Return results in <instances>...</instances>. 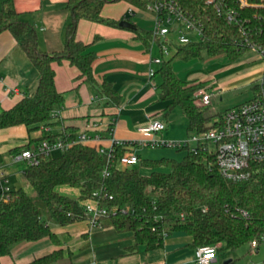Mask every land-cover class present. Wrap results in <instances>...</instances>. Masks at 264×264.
Returning <instances> with one entry per match:
<instances>
[{"label": "trees", "instance_id": "1", "mask_svg": "<svg viewBox=\"0 0 264 264\" xmlns=\"http://www.w3.org/2000/svg\"><path fill=\"white\" fill-rule=\"evenodd\" d=\"M124 1L139 10L160 0H66L69 19L64 29L63 50L52 55L38 50L34 28L22 21L10 0L0 9V32L7 30L20 42V47L35 69L38 81L31 94H25L9 110L0 111V130L16 126L33 131L58 124L53 111H60L62 96L54 86L53 63L67 61L79 72V77L95 85L92 66L95 60L89 46L76 39L79 20H88L110 26L119 22L101 17L106 4ZM194 22L203 29V41L179 45L172 43L173 55L162 60L157 70L161 78L158 99L166 103L164 115L179 108L187 120V131L200 134L210 128L212 116L193 100L192 93L202 83H187L173 70L174 58L184 61L223 56L230 61L239 59L248 51L234 41L240 38V27L228 24L223 11L205 4L206 0H174ZM259 1V0H253ZM246 14L250 41L264 44V23ZM245 14V15H246ZM244 27V26H243ZM262 30L261 35L258 31ZM143 41L154 40L151 32L136 31ZM100 94L116 101L108 84L102 83ZM218 114L217 117H219ZM61 139L71 145L58 152L40 155L36 166L19 164L25 184L35 195L32 198L24 188L11 190L7 201H0V257L9 254L10 247L21 242H36L48 238L59 246L61 240L52 227H66L86 220L83 203L93 200L110 211L128 208L127 213L116 212L100 219V227H112L118 233H131V250L161 247L165 236L183 232L191 239V247L219 244L216 253L235 251L259 239L264 232V168L252 165L246 179H229L218 170L215 153L199 145L187 149L180 161L167 158L141 159L130 168H122L119 159L126 154L124 147H115L112 159L98 152L97 147L76 143L77 131L63 127L60 133H45L29 138L24 146L8 151L17 155L35 149L44 140ZM3 156H0V161ZM148 170L142 173L140 169ZM107 171V175L103 172ZM67 186L77 192L76 198L63 195L58 188ZM98 196L92 199V195ZM247 217H242L241 212ZM58 249L29 264H54L62 258ZM229 264H232L230 262Z\"/></svg>", "mask_w": 264, "mask_h": 264}, {"label": "crops", "instance_id": "2", "mask_svg": "<svg viewBox=\"0 0 264 264\" xmlns=\"http://www.w3.org/2000/svg\"><path fill=\"white\" fill-rule=\"evenodd\" d=\"M5 1L0 0V9ZM10 2L19 18L34 28L39 51L52 55L63 50L64 29L69 19L66 0ZM130 8L124 1L106 4L101 17L124 21L131 27L78 21L76 39L90 45L89 51L95 55L92 66L95 85L83 81L78 70L67 61L53 63L54 86L62 96V107L57 116L60 122L48 129L49 133H60L64 126L75 128L77 136L84 134L88 138L83 144L90 147L109 148L112 141L123 142L131 145L124 147L126 153L136 151L141 160L139 152H145V148L135 144L142 140L138 129L151 120L165 124L162 117L166 103L158 99L161 78L156 72L160 66L152 62L161 58V50L156 41H143L136 33L150 32L154 17L139 9L129 14ZM169 54L172 56L173 51L169 50ZM150 70L155 72L152 78L148 76ZM261 71L262 68L259 74ZM216 74L217 69L199 81L187 83L203 84ZM37 81V73L19 40L7 30L0 32V111L11 109L25 94H31ZM102 83L110 86L116 101L100 94ZM166 128L165 124L164 131ZM161 133L157 136L164 140ZM36 134L35 138L40 136L39 131ZM29 138L23 126L0 130V156H3L0 165L5 167L11 190L23 188L20 181L23 175L19 166L9 165L11 155L7 153L26 145ZM77 196L74 191L72 197ZM52 231L61 240L59 246L48 238L17 243L10 247L8 255L0 257V264H29L58 249L63 256L54 264H195L196 249L183 232L165 236L161 247L148 251L141 246L131 250V233H118L106 226L90 228L87 220L66 227L54 226ZM210 264H223L218 253Z\"/></svg>", "mask_w": 264, "mask_h": 264}, {"label": "built area", "instance_id": "3", "mask_svg": "<svg viewBox=\"0 0 264 264\" xmlns=\"http://www.w3.org/2000/svg\"><path fill=\"white\" fill-rule=\"evenodd\" d=\"M205 4L214 6L218 12L223 11L228 24L238 25L241 36L234 43L254 51L260 58L262 71L260 77L252 84V98L220 113L217 119L210 122V128L207 131L200 134L193 133L183 142H170L161 139L157 135L165 130V124L158 120H151L138 129L144 138L135 144L142 149L158 147L188 149V143L192 142L195 146L190 149L191 151H194L199 145H204L215 153L218 170L224 177L237 180L246 179L249 176L248 169L252 165H259L264 168V44L258 41H250L247 23L250 18L246 14L248 11H253L255 12L253 18L264 23V0H206ZM135 9L138 10L137 8H130L129 14H132ZM144 10L153 14V27L150 32L154 41L157 42L161 54L169 55V45L172 43L185 45L203 41L202 27L197 25L174 0H160L147 5ZM258 33L261 35L262 30L260 29ZM162 60L161 56V58L153 59L152 62L160 66ZM154 74L155 72L150 70L148 76L152 78ZM213 87L214 83L210 81L192 93L193 100L199 107L207 108L210 106L213 93L208 90ZM58 114V111L51 113L53 118H56ZM48 132V127L39 130L40 136ZM94 139L98 140L97 137ZM87 141L88 138L84 134L77 136L76 143L83 144ZM70 145L61 139L53 141L44 139L35 149H26L11 156L9 165L22 163L25 166H36L40 155L60 152ZM119 146L131 145L112 141L111 147L99 148L98 152L112 159L114 148ZM139 161L138 153L130 151L120 157L119 165L122 168H130L137 165ZM4 168L0 165V201L5 202L9 199L11 189ZM103 174L107 175L108 173L104 171ZM97 196L94 193L92 199ZM83 212L89 227L97 228L100 227L101 218L116 212L127 213L128 208H121L120 210L112 208L108 211L90 199L84 201ZM241 215L245 218L248 214L243 211ZM261 244L264 245V232L259 239L252 240L249 247L253 252H258ZM218 247L219 244L197 248L195 264H210L216 257Z\"/></svg>", "mask_w": 264, "mask_h": 264}, {"label": "rangeland", "instance_id": "4", "mask_svg": "<svg viewBox=\"0 0 264 264\" xmlns=\"http://www.w3.org/2000/svg\"><path fill=\"white\" fill-rule=\"evenodd\" d=\"M141 13H148L144 9L140 10ZM149 15L153 17L152 13ZM162 58L169 59L171 55L160 54ZM200 60L184 61L180 58H174L172 62L173 70L176 75L182 81H199L203 77L209 76L210 72L217 69L216 76L211 77V80L203 83L204 85L213 82L214 87L209 92L213 93L211 104L209 107L204 108L206 115L212 116V120L217 119L218 114L225 110L236 107L237 105L249 100L253 95L252 84L260 77V69L262 63L259 56L252 50H248L239 59L230 61L226 57L217 56L209 58L206 53L201 54ZM162 121L165 122L167 128L166 131L160 135L165 137V141L170 142H183L186 141L191 135L187 131V120L181 113L179 108H173L167 115L162 117ZM36 131L30 133L31 138L37 136ZM141 135V134H140ZM142 139L144 138L141 135ZM140 137V138H141ZM139 138V139H140ZM194 143H188V150L194 147ZM145 152H139L142 159H160L167 158L173 161H180L186 154L187 149H176L171 147H158V148H145ZM58 152H54L56 156ZM139 167V164L138 166ZM140 169V168H139ZM142 173H148V170L140 169ZM21 187L35 199L34 193L25 184L24 179ZM58 192L73 196L74 191L67 186H61ZM77 223V222H76ZM221 263L231 260L235 264H263L264 261V245L259 246L258 252H253L249 244L242 246L241 248L227 252L223 251L219 253Z\"/></svg>", "mask_w": 264, "mask_h": 264}, {"label": "water", "instance_id": "5", "mask_svg": "<svg viewBox=\"0 0 264 264\" xmlns=\"http://www.w3.org/2000/svg\"><path fill=\"white\" fill-rule=\"evenodd\" d=\"M120 26L131 27L130 24H128V23H126V22H124V21L120 22ZM230 262H231V260H228V261H225L223 264H229Z\"/></svg>", "mask_w": 264, "mask_h": 264}]
</instances>
